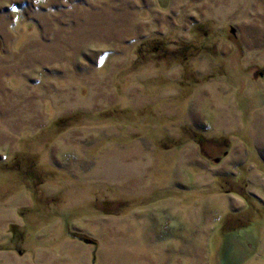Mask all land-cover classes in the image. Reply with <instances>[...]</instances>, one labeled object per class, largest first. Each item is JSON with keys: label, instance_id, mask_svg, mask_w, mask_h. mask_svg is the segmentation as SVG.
I'll return each instance as SVG.
<instances>
[{"label": "rangeland", "instance_id": "obj_1", "mask_svg": "<svg viewBox=\"0 0 264 264\" xmlns=\"http://www.w3.org/2000/svg\"><path fill=\"white\" fill-rule=\"evenodd\" d=\"M0 264H264V0H0Z\"/></svg>", "mask_w": 264, "mask_h": 264}, {"label": "flooded vegetation", "instance_id": "obj_2", "mask_svg": "<svg viewBox=\"0 0 264 264\" xmlns=\"http://www.w3.org/2000/svg\"><path fill=\"white\" fill-rule=\"evenodd\" d=\"M191 140L192 141L195 140L198 146H202L203 145V142L202 141H207L208 142V140H206V139L202 140L200 137H197L196 138L195 136H194L193 139L191 138Z\"/></svg>", "mask_w": 264, "mask_h": 264}, {"label": "trees", "instance_id": "obj_3", "mask_svg": "<svg viewBox=\"0 0 264 264\" xmlns=\"http://www.w3.org/2000/svg\"><path fill=\"white\" fill-rule=\"evenodd\" d=\"M183 51H184V49H182V52H183ZM182 52H181V53H182ZM59 121H61V120H59Z\"/></svg>", "mask_w": 264, "mask_h": 264}]
</instances>
